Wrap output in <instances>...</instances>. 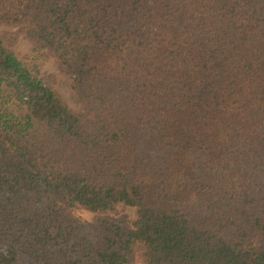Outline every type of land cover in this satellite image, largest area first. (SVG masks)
Returning a JSON list of instances; mask_svg holds the SVG:
<instances>
[{
  "label": "trees",
  "instance_id": "trees-1",
  "mask_svg": "<svg viewBox=\"0 0 264 264\" xmlns=\"http://www.w3.org/2000/svg\"><path fill=\"white\" fill-rule=\"evenodd\" d=\"M0 264H264V0H0Z\"/></svg>",
  "mask_w": 264,
  "mask_h": 264
},
{
  "label": "rangeland",
  "instance_id": "rangeland-1",
  "mask_svg": "<svg viewBox=\"0 0 264 264\" xmlns=\"http://www.w3.org/2000/svg\"><path fill=\"white\" fill-rule=\"evenodd\" d=\"M16 52L28 63L39 77L46 80L59 93L65 103L75 112L82 113L83 107L76 93L72 90L69 80L61 74L52 60L37 62L29 46L18 45ZM89 216H86L88 218Z\"/></svg>",
  "mask_w": 264,
  "mask_h": 264
}]
</instances>
